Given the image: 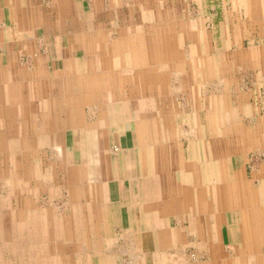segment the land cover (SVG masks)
Masks as SVG:
<instances>
[{"label": "rangeland", "instance_id": "rangeland-1", "mask_svg": "<svg viewBox=\"0 0 264 264\" xmlns=\"http://www.w3.org/2000/svg\"><path fill=\"white\" fill-rule=\"evenodd\" d=\"M85 2L73 18L88 23L45 26L15 45L0 23V264H97L75 254L87 240L77 228L93 218L101 237L98 213L119 223L127 209L107 203L109 181L142 164L170 204L180 191L167 177L194 184L191 162L264 186V0H104L100 21ZM64 27L76 37L42 38ZM118 127L129 140L99 142ZM238 218L226 225L236 251Z\"/></svg>", "mask_w": 264, "mask_h": 264}, {"label": "bare ground", "instance_id": "bare-ground-1", "mask_svg": "<svg viewBox=\"0 0 264 264\" xmlns=\"http://www.w3.org/2000/svg\"><path fill=\"white\" fill-rule=\"evenodd\" d=\"M216 84L218 83L216 82ZM222 84L223 83L218 85L221 87ZM212 86L214 87V85ZM222 88L223 87H221V89ZM258 156L256 155V157ZM195 164L191 162L189 165V170H191L189 177L195 179L194 184L190 183V185H183L182 188L177 187L175 186V179L170 175L167 177L166 181L169 183L170 188L180 191L177 195V205L173 203L177 207L176 210L179 213V230L177 232H172L170 230L172 217H167L166 220L169 222L165 220L167 228L163 230V232L160 231V233H162L161 251L154 252V258L159 260L157 264H264V186L262 187L261 184L255 185V181H258L259 178L257 179L254 175L255 178L252 177L254 180L249 181V185L259 186V188L254 187L256 190H252L251 186L245 185L244 183L248 177L244 176L242 173L235 172V183L243 184L241 187L242 190L239 193L235 191V188H238L235 187L237 185L235 183L232 184L230 178H228V170L225 172H216L214 171L213 164L211 165L208 162H202L198 165ZM225 167L226 165L224 168ZM184 178L185 182L188 181L186 173H184ZM253 194H256L258 198H254L252 196ZM256 201L258 203H256ZM85 213L87 214L88 212ZM228 215L232 216V218L234 215H238L239 218L234 221V224H241L242 238L240 239L241 241L237 251L233 248H231L232 250L228 249V232L226 228ZM81 223L83 226H77L79 227L77 229L81 230L79 232L77 229L74 230L85 235V239L87 240L85 244L81 243L77 246L74 245V248H76L75 254H85L86 257L92 255V257L97 258L98 264H103L104 262H106V264H113L111 262L113 257L110 256L109 251L106 249H110L111 247L108 243L104 244L103 238L98 234L100 229L98 228V231L95 230L97 226L94 224L95 221L93 218L91 220L85 218ZM73 226L76 227L75 223ZM82 230L85 233L81 232ZM22 231L23 226L19 225L18 227L17 225L15 229V237L17 239H20L19 234L23 235ZM174 234L175 238L179 237V246H174L176 241ZM128 236V233H125L121 237L123 239L122 242L126 244V249H124L121 254L123 256L126 255L130 259V263L128 262L127 264H142L141 260H143L145 252L138 251L134 244L130 243V241L128 242ZM69 243L66 242V244ZM16 251L17 254L21 256L24 254L26 255L25 250L17 249ZM125 259L127 258L125 257Z\"/></svg>", "mask_w": 264, "mask_h": 264}, {"label": "crops", "instance_id": "crops-1", "mask_svg": "<svg viewBox=\"0 0 264 264\" xmlns=\"http://www.w3.org/2000/svg\"><path fill=\"white\" fill-rule=\"evenodd\" d=\"M85 1H88L91 7L100 8L105 5L104 0H0V23L3 28L2 32L4 33L7 39L14 41V42H10V44L15 45L16 44L15 40H19L21 38L23 39L40 38L36 33V30L40 28H44L45 26L55 27L54 24L59 25L60 22L69 23V22L79 21V22L88 23L89 22L88 17L83 18V16L81 15L80 18H73V13L74 12L77 13V11H75L74 8H78L80 6L84 7L86 3ZM118 4H120V2ZM95 11H96V15H94V18L90 21L101 20L100 15L104 13V10L100 8V10L96 9ZM49 17H52V19H50ZM66 29L54 35H52V33L49 32V34H51L52 36L47 33L42 38H47V37L50 38L55 36V38L57 39L66 38V37L70 39L76 37L74 36L73 31L71 30L66 31ZM79 37L82 38V36ZM60 47L63 48L62 45ZM63 54L65 55L64 57H66V51ZM63 54L61 53V55ZM59 59L64 60L65 58H61L59 56ZM107 131L101 133L98 132L99 133L98 136L100 135L99 136L100 139H98L99 142L102 141V143H105L106 139L107 140L111 139L121 144L123 140H129V132L122 131L120 127L115 128L113 131L110 132ZM88 134L89 133H86L87 145L88 143L91 142ZM86 148L89 150L88 146H86ZM122 149H124L123 146ZM140 162L144 163V160L141 159ZM143 166H144L143 164L140 165V174L136 173L134 177H132L131 179L128 178V180L114 179L113 181H109V185L107 187L108 188L106 191L108 194L106 198L108 201L107 203H110L109 205L113 207L116 208L118 207V209L126 208L127 209L126 213L128 214V220L126 221V218L123 217L126 214L123 212V210H119L121 211L119 212L121 216L119 223L118 221L112 222L111 215L102 216L101 213H98V215H100L99 220H103L102 222L99 221L100 226L102 225L101 229L103 230V235H101V237L103 238L104 241L108 239V242L106 243H108L111 247L109 253L111 254L110 256L113 257L111 260L112 263L120 262L119 257L123 256L121 253L123 252L124 249H126L125 248L126 244L122 242L123 239L121 237L125 233H128L129 235L128 242L130 241V243L134 244L137 247L138 251L145 252L143 260H141L142 264H148V263L157 264L159 260L154 258V252L161 251L162 233H160V231L163 232V230L167 228L165 225L166 218L172 216L171 220L173 218L175 219L171 221V225L169 224L171 226L170 230L172 232H177L179 230L178 211L172 210V212H169L167 210L168 203L169 206L173 208L175 207L174 204L176 202L173 200V202L170 204L169 200L171 199L165 197L162 199V197H160L159 195L160 187L158 185H156L157 191L153 193L152 187L155 178L152 179V177L150 176V172L146 171V169H143ZM127 182L129 184L128 198L125 197L126 193L128 192V189L126 187L124 188L122 187L123 184ZM110 183H113L115 186L113 187V185H111ZM169 213H172L173 215L172 214L170 215ZM107 230L110 232V233L107 232L108 235H111L109 237L107 236L106 233ZM117 236L118 238H116ZM174 238H175V234H174ZM175 240L176 241L174 246H179V237H176ZM120 244L124 247L118 250L120 255L118 256L115 254L116 251L115 250L113 251L112 247L118 246ZM123 257L124 258L122 260L123 262L125 261V264H127L128 262L130 263L129 261L130 259L126 255H124ZM125 257L127 259H125Z\"/></svg>", "mask_w": 264, "mask_h": 264}]
</instances>
